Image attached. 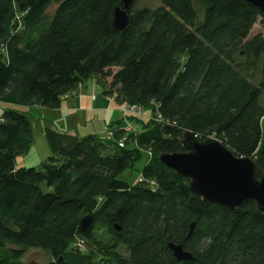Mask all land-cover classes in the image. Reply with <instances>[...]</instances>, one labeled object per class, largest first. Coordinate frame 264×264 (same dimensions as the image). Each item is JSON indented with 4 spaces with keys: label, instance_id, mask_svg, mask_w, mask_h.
<instances>
[{
    "label": "trees",
    "instance_id": "16d2710c",
    "mask_svg": "<svg viewBox=\"0 0 264 264\" xmlns=\"http://www.w3.org/2000/svg\"><path fill=\"white\" fill-rule=\"evenodd\" d=\"M138 1L118 32L120 0H0L1 103L55 111L93 78L110 81L119 107L153 106V116H127L131 134L120 114L108 140L46 128L48 158L26 168L15 161L34 144L32 124L3 112L0 264H38L22 262L29 250L45 264H264L255 202L235 211L205 202L158 160L183 153L188 132L264 171V37L250 36L264 18L245 0H159L154 10ZM144 157L136 184L119 179ZM169 243L193 260L175 261Z\"/></svg>",
    "mask_w": 264,
    "mask_h": 264
},
{
    "label": "water",
    "instance_id": "95a60500",
    "mask_svg": "<svg viewBox=\"0 0 264 264\" xmlns=\"http://www.w3.org/2000/svg\"><path fill=\"white\" fill-rule=\"evenodd\" d=\"M135 1L120 0L114 9L112 26L116 31H126L130 27V11ZM245 1L258 8L264 18V0ZM182 147L183 153L161 154L158 160L168 170L188 180L190 191L205 202L220 205L229 211H235L253 201L256 211L264 217V171L252 159L235 156L217 140L200 142L188 132L183 134ZM91 222L92 218L84 217L80 229L85 232ZM115 229L118 232L120 230ZM167 248L177 262L193 260L182 243H169Z\"/></svg>",
    "mask_w": 264,
    "mask_h": 264
},
{
    "label": "crops",
    "instance_id": "0c3cea01",
    "mask_svg": "<svg viewBox=\"0 0 264 264\" xmlns=\"http://www.w3.org/2000/svg\"><path fill=\"white\" fill-rule=\"evenodd\" d=\"M109 83V80L89 79L85 84L79 86L76 92L70 94L61 103L60 108L55 111H44L38 106L17 108L27 116L32 124L34 144L31 149L36 148L37 144L35 141H39L37 137L44 140L46 128L71 134L78 138L87 135L99 137L110 130L111 127L114 128V123L119 121L121 116L118 114V104L116 101H112L110 95L107 94ZM0 105L5 111L8 110L6 108L12 107L1 102ZM13 108L15 109L14 106ZM2 114H0V118ZM84 125L96 126V130L99 131L90 132L91 134H85L84 132L85 135H82L83 132L81 130L85 128ZM39 163L37 162V165ZM37 165L30 166L37 167Z\"/></svg>",
    "mask_w": 264,
    "mask_h": 264
},
{
    "label": "rangeland",
    "instance_id": "374dc122",
    "mask_svg": "<svg viewBox=\"0 0 264 264\" xmlns=\"http://www.w3.org/2000/svg\"><path fill=\"white\" fill-rule=\"evenodd\" d=\"M159 6H160L159 0H139L137 5H136V9L150 8V9L154 10V8H157ZM55 8H56V6H52L49 9V11L47 12V16H51V14L53 13ZM257 34L264 37V24L261 21H258L256 23V25L253 27L252 33L250 36L251 37L256 36ZM262 60H264V56H262ZM112 71L116 72V69H113ZM259 71L260 70L258 69V73H256V75H255L256 78H255L254 83H256L260 77ZM12 108H13V106L6 108V109L11 110ZM15 109H17V108H15ZM119 110L120 109H119V105H118V114L120 115ZM4 111L5 110L0 105V114L3 113ZM152 112H153V106L152 105L147 106V108L144 109V115H146V116H153ZM143 119H145V118H141L142 121H145ZM128 123L135 125L133 122L130 123L128 121ZM84 127L85 128L83 130H81L83 132L82 135L91 134L94 131H97V132L99 131V130H96L97 129L96 126L90 127V125H84ZM263 129H264V122H263ZM108 131H106V132H108ZM84 132H85V134H84ZM36 135H37V132L35 133V139H36ZM37 139H39V141L38 140L35 141L37 144L35 149H33V150L31 149L30 152L24 158L16 159L15 165H17L18 168L23 167V166H25L23 168L31 167L30 165H37V162H41L40 160L44 161L46 158H48L49 151H48V147H47L46 142L44 140L40 139V137H37ZM146 159H147V157L142 158V160L140 162H138V164L135 166L134 170H130V169L125 170L124 173L119 177V179L121 181L127 183V184L128 183L131 185L136 184V182H138V180L140 178L141 169L146 165V163L148 161ZM87 249H88V246L86 245L84 251H87ZM48 260H49L48 256L44 252L29 250V252H27L25 254L24 258L22 259V262L28 263L30 261H34V262H37L38 264H45L46 262H48Z\"/></svg>",
    "mask_w": 264,
    "mask_h": 264
},
{
    "label": "built area",
    "instance_id": "2783aa9c",
    "mask_svg": "<svg viewBox=\"0 0 264 264\" xmlns=\"http://www.w3.org/2000/svg\"><path fill=\"white\" fill-rule=\"evenodd\" d=\"M113 98H116V95H113V97L111 98V100H113ZM119 113L121 114L122 118L125 120L124 124L122 126V131L123 133L126 134H131L133 133V129L132 127L128 124V122L126 121V119L129 117H143V110L138 107V106H130L129 104H126L125 102L123 104H121V106L119 107ZM160 116L157 117V121L159 120ZM113 137V133L111 131L107 132L105 135V139H111ZM124 146V140H120L118 143V147L122 148Z\"/></svg>",
    "mask_w": 264,
    "mask_h": 264
}]
</instances>
